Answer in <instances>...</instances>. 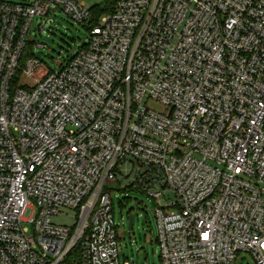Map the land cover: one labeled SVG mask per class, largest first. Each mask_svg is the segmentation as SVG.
I'll use <instances>...</instances> for the list:
<instances>
[{"label":"built area","instance_id":"2783aa9c","mask_svg":"<svg viewBox=\"0 0 264 264\" xmlns=\"http://www.w3.org/2000/svg\"><path fill=\"white\" fill-rule=\"evenodd\" d=\"M87 1L0 0V264H130L116 185L153 201L162 264H264V0H116L95 24ZM56 15L87 35L51 71L32 47Z\"/></svg>","mask_w":264,"mask_h":264},{"label":"rangeland","instance_id":"374dc122","mask_svg":"<svg viewBox=\"0 0 264 264\" xmlns=\"http://www.w3.org/2000/svg\"><path fill=\"white\" fill-rule=\"evenodd\" d=\"M25 2L30 0H6ZM107 0L87 1V5H101ZM49 19L52 22L49 23ZM45 32L35 37L32 47L34 56L48 69H57L56 63L67 59L85 41V28L74 23L64 15L49 16ZM149 107L161 110V107L150 103ZM121 178V177H120ZM119 178V180H120ZM113 203L114 221L120 232L119 260H128L130 264H162L156 241L155 206L153 201L138 191L119 190L118 185L110 190ZM67 214V215H65ZM72 212H63L56 220L68 225L74 223ZM132 216V227L129 229V217ZM232 264H256L247 253H240Z\"/></svg>","mask_w":264,"mask_h":264},{"label":"trees","instance_id":"16d2710c","mask_svg":"<svg viewBox=\"0 0 264 264\" xmlns=\"http://www.w3.org/2000/svg\"><path fill=\"white\" fill-rule=\"evenodd\" d=\"M116 3V0H107L101 5H94L93 6V11H92V23L95 24L97 18L103 14H109L113 11L114 5ZM31 47L28 46L26 51L23 53V58L22 60H25L28 58L31 53H30ZM129 191L130 189H125V191Z\"/></svg>","mask_w":264,"mask_h":264},{"label":"water","instance_id":"95a60500","mask_svg":"<svg viewBox=\"0 0 264 264\" xmlns=\"http://www.w3.org/2000/svg\"><path fill=\"white\" fill-rule=\"evenodd\" d=\"M133 218L132 216L129 217V229L132 227Z\"/></svg>","mask_w":264,"mask_h":264}]
</instances>
